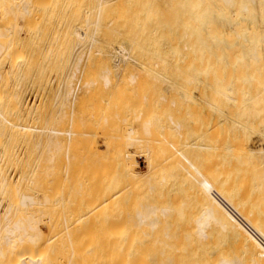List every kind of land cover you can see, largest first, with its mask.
<instances>
[{"label":"rangeland","instance_id":"obj_1","mask_svg":"<svg viewBox=\"0 0 264 264\" xmlns=\"http://www.w3.org/2000/svg\"><path fill=\"white\" fill-rule=\"evenodd\" d=\"M47 1H48L47 5H51L50 6L51 9H47L49 7L48 6L46 8L47 10H45V8L42 7L44 5L42 4L40 6L39 4L41 10L40 9H39L40 11L37 10L38 13L40 14L42 10H44L43 12H46V15H43V17H42L43 13L41 14L40 17L38 16L39 17L38 21L40 18L43 20L48 19L44 24L45 28L44 27L42 28V30L44 29L43 32H41L43 34H41L40 35L41 37L36 40V43L38 42V45L41 46V49L44 47V49L41 50L42 56L39 57L40 64L37 66L38 68L36 69L34 76L19 77L20 80L18 79V83L20 85L22 84V86H19V88H17L18 90L16 89L15 91L17 93L15 94L17 96L16 98L21 100L22 104L24 103L25 105L27 104V108H29V110L27 109L25 112L22 113L24 114L23 116L26 117L29 123L31 122V124H33V126L37 128L39 127L40 124L41 128L39 129L44 131L43 133L37 134V136L36 135L33 136L37 140L33 139V137L31 138V140L26 138H19L16 139L18 141H16V143L14 144L15 139L10 140L11 143L9 142V139H5V144L3 143V145L6 146V148H8L7 152L9 153L11 152V155L9 153L7 155L10 156L9 160L10 159L11 160L10 161L7 160L6 161L7 163H5V165H3L4 163L2 164L3 166L6 165L8 166L5 167L4 171L5 173L8 172L7 173L8 177L10 176L12 178H15L16 176H18L16 177L17 181H19V183L16 186L18 193V195L16 194V196L20 198L21 194L23 195V193L26 195L29 194V196L32 197L35 196L33 198L34 199L36 198L35 199L36 203L32 205L33 207L32 206L23 207L21 205H18V207L15 206L13 208L11 214L12 216H10V219L12 221L18 217L19 218L22 217L25 220L30 219L31 221L34 222V225H36L37 227L39 225L40 227L39 230L42 231L44 236L48 234H49L48 237H50V234L53 236H58L57 247H59V249L57 250L59 252L65 251L66 249H64V246L68 245L69 242L68 240L69 236L67 235V231L65 230L66 222L72 221L70 222L72 226L75 224V222L77 223L78 221L81 222L82 220L80 221L78 218L85 217L83 215H85L86 212L88 213V209L86 210V208H88V206L90 207V205L93 204L92 202H95L94 199L97 198V202H98L99 199L97 196H99V198H102L103 195L106 196L113 195L117 190V188L119 187V185L127 186V189L130 186L129 184L130 182L127 180L125 181V178L122 175L123 173L120 170L121 168L120 158L122 157L121 156L122 152L124 153L125 150H127L125 146L130 148V150L128 149L127 151L131 152L133 156L135 155V159L137 160V164H138L139 175L146 174L147 167L145 162L146 160L144 157L147 155L145 154L144 156V152L146 153V150L148 149L149 151L147 150L148 152L147 154L150 157H152V159H154V161L157 164L160 163V165L163 166V171L160 170V172L156 175L152 183L153 186L152 185L146 186L142 184L141 189L139 185L138 186L134 185L133 188L129 187V190L130 189L132 190L130 191L128 190V192H126L127 195L129 192L130 193L131 191L134 192L135 189L139 187L138 190H136L138 193H134L135 199H133V201H131L132 193L131 195L129 193L130 198L127 197L125 194L128 200L123 199L122 202L120 201V203H122L121 205L119 204V202L115 203V206H113L114 208L111 205V207L107 208L105 212L102 211L101 214L100 212H98L97 214L98 216L96 217H94L93 215L92 216L88 215L85 219L83 218L86 221L92 219L91 223L93 221L97 225V226L91 225L93 230L90 229V225L88 227L90 231H92V236L91 234H89L92 240L91 242L90 240L87 241L88 240L87 236L89 235L85 236V233L83 234L80 233V230L82 229H80L81 226L79 227L77 226V224H76V228L75 227L72 228L74 229V232H72V237L77 238L78 236H80L78 237V239H83L82 237L84 235L87 240L86 239L83 240L85 241V245L83 244L84 245L83 247L86 246V243L88 244L91 243V245L95 244L94 245V249H95V247L97 248L99 245H105L104 243H106V246L103 247L104 249H107L109 244L108 241L109 239H107L108 243L102 240L104 239V235H107L108 233L109 234L107 236L109 237V235L112 234V231L106 232L109 229L107 227L108 229L107 230L106 227H104L102 230H106V231L103 232L99 229L98 226L102 225L100 224L101 221L109 222L112 220H116L117 222L118 219L119 223L117 224V227L119 229V233L117 234V237L125 239V241L123 242L119 241L123 246L127 244L126 243L127 240L132 241L131 239H134L132 241L134 244L131 243V246L136 244V246L134 247H138L142 249V246L148 244L147 242L149 240L158 237L165 238V235L168 233L169 235H171V238L168 239L167 241L170 244L175 245V248L170 249V251H174V252L178 251L184 253L188 257L191 256L194 260L196 257V261H197L196 264H201V262L198 261L203 259L204 261L202 260V264H206L208 262V261L206 262L207 256L206 255H205L206 257H204L203 255L201 256L200 253H196L194 251L198 249L197 251L201 252L202 249L204 252L203 247L205 245H206L205 249L207 250L206 242L208 240H206L207 238L205 237L207 236V231L212 227H220V225L216 224L214 219L210 217L208 214L213 211L215 215L218 217L221 216L223 213V201L221 200V197L216 198L215 195L216 190L219 188L218 186L215 185H217L219 182L218 169L221 166L220 157L216 154L214 155L213 151H210L207 148H205L210 144L209 143L210 141L208 142L209 139L208 136L212 134L213 131L212 128H214V126L217 125L220 120L218 119V116L213 111V109L210 107L209 104L210 102H208V100H210V90L207 85V79L204 76H197L198 80L195 81L194 79L196 76H177V74H175L176 71L174 70H176L177 65L179 66V68L182 66V58L184 56H185L184 59L188 58L186 55H189L191 53L190 51L192 50V46L196 44L197 39H200L203 42V44L210 45L212 47L211 48L212 50H215L216 47L219 45H223L224 47L232 45L235 47H241L240 48L241 51L246 52L245 40H247L250 37L249 34L253 30V26L250 25L251 22H248L249 25L244 26L240 30V27H238L239 25L231 24L232 22L231 18L233 19V17L230 16L219 17L218 14H221L222 11H225V9L222 8V6H220L221 4L217 5L216 2H214L213 4H216L217 6L213 7L214 5L212 4L209 7V5L211 4L209 0H200V1L199 0H131V1L122 0L123 5L119 4V6L117 2L118 1L120 2V0L118 1L110 0L107 2L110 3L112 1L110 4L108 5L106 3L104 4V6L105 5H107L108 7L110 6L108 10H107V6H105L106 9L104 12L109 10L111 11H109V13L106 12L107 14H105L104 12L102 13V15L104 14L102 20L104 21L106 18L108 23L106 20L105 22L101 21L100 35L98 37L100 44L98 43L92 46L90 39L93 32V26L91 25V27L86 28L87 36L84 39L81 38L79 39V34H78L80 33L78 29L79 17H75L73 21H70L71 18L70 15L73 13L75 15L77 14L78 16L79 13V15L85 17L86 13L84 11L88 12L91 9L97 10L99 8L98 6L100 4V0H92V2H90L91 0H83V1L81 0L82 4L80 5L83 6V9H81V6L78 5L79 2L78 4L76 3L77 0H73V1L46 0L45 2ZM86 1L87 3L89 1L87 6H86L87 4ZM97 1H99L98 4ZM113 1L114 2L117 1V2L113 3ZM37 2L40 3V1L36 0V3ZM42 2L46 4L44 1ZM72 2L76 3L77 5L75 4L76 6L73 5L74 6L73 7ZM197 2L200 4L202 10L203 9L206 10V12L202 13L203 21L207 22L208 20H214L217 23V28L220 29L219 30L220 33L223 35L221 38H218L216 40L210 38L212 34L214 35L215 33H217V31L215 32V30H211V28L213 27L210 26L196 27L197 26L195 22L196 12L193 13L194 12L193 6L196 5ZM247 3H251V0H245L244 4ZM240 4H241V0H237L236 5H240ZM84 5L86 6L85 8ZM116 5L119 8H117ZM35 6L36 8L37 7L39 8L37 4ZM76 8L78 9V13L76 12L77 11ZM207 10H210V12L212 13L207 12ZM47 11L53 13L47 14ZM122 11L124 12L125 16L122 14L123 13ZM132 11L135 12V13L133 12L135 17L131 14ZM141 11L143 13H141ZM254 11L255 10L253 8L250 10V12H254ZM82 13H85V15ZM247 14L248 13L243 12L242 19H247L249 21L250 20L252 21L251 16L249 17V15ZM55 15H56V19H55ZM107 15L109 17H107ZM45 17L48 18L46 19ZM93 18L92 20L95 19ZM85 19L86 18H84V20ZM43 20H41L42 24H43ZM193 20H194L193 23L195 25L192 23ZM111 23L113 26L111 25ZM121 23L122 24L125 23V24L122 25ZM40 25L41 23L39 24V27ZM257 27L260 29L261 26L257 25ZM58 29L59 31H57ZM123 29L125 30L123 31ZM132 36L134 39L136 38L135 42L139 41V43H137L138 47H136L137 44H135V42H131L133 40ZM153 37L154 39H152ZM69 38L72 42L74 41V39L75 41L77 39V41L76 42L74 41L73 43L75 44H73L69 41ZM138 38L140 40H138ZM70 43L72 45L71 48H70ZM58 44L59 45L62 44V46L60 45L61 48ZM133 45L135 47H133ZM49 46H52V51L50 53L47 52V50L49 51ZM46 47H48V49ZM53 47H55V49L58 48V50L53 49ZM123 48L126 49L128 52L120 51ZM143 50L147 51V52L145 51V55H147L146 53H148L147 55L148 57L144 55ZM85 51H87V53L88 52L90 53L89 55L90 57L88 56L89 57L88 60L85 59L86 58L84 56ZM148 51H150L151 54ZM167 52L169 53L167 54ZM170 53H171V57L175 55L172 58L174 60V63L170 57ZM81 54L84 56L83 58L84 60L80 64V68L83 69L85 64L84 70H86V73L90 65L91 66L93 65L94 67L99 66L100 68L108 67V69L113 70L112 71L113 73L118 68H120L122 71L118 69L116 72H119L120 70L122 76H110L109 79L110 81L111 80L112 81L110 82L109 87L108 86L106 87V85H103L105 84L103 78L105 76L92 77V76H86L85 74L84 76L82 75L83 76L82 84L85 85L88 82L90 83L93 82L92 88L91 87L84 88L83 85H75V87L80 88V91L78 95V101L76 103L77 107L75 106L72 111V108L69 103L70 101L65 97L66 86L71 80L73 84L77 83V80L72 79L71 76L75 71L74 69L76 67L77 59L79 58V56H82ZM177 54H178L177 56L178 59L176 57ZM161 55L163 57L162 58L163 60L166 59L165 60L167 61L166 64L165 61L162 62L163 60L158 58ZM179 56H181L180 59ZM90 59L91 61H89ZM145 59L146 61L148 60V62L151 59L152 63L149 62L150 64H155L157 61V63L161 62L163 65L165 64L166 66L169 63L166 66V68L169 69L170 71L166 72L167 74L165 73V71H162L165 74V76H123L133 71V68L130 65L134 66L135 61L137 62L139 60L140 62H146ZM42 65L43 68L41 67ZM69 66H72L73 69L71 68L70 70ZM136 67L141 68L140 65L137 63H136ZM158 67L156 68L160 70L159 65ZM79 75L80 73L77 76ZM131 77H133L134 79H132ZM22 78L25 83L22 81ZM191 79L194 80L193 83ZM27 112L29 116L28 114H26ZM39 116L41 117L39 118ZM71 118L72 120H74L72 124L70 122ZM144 122L145 124L146 122H150L151 125L153 124L149 129L151 134L149 135L150 137L143 135V133L145 134L144 132L145 130L143 131ZM173 122H175L174 125ZM179 125L182 126V129L177 128ZM175 127L180 131H177ZM209 128H210V132H209ZM52 129L55 130L57 129L63 134L60 133L57 136H53L49 133V130ZM69 131L70 132L74 131L73 133L75 136H70L69 134H67V132ZM189 131L191 134L193 133L192 135L190 134V136H189ZM94 132L98 136H96ZM128 132L133 133L132 135L133 138L134 137L140 138L141 139L140 143H142L143 141L142 139H144L145 141L148 140L147 143L143 141L144 143L140 144L143 146L147 144L148 146L146 145L147 146L146 150H145L146 146L143 147L140 145H136L135 142L131 143L132 142L131 140L128 141L127 140V138L129 137V134H127ZM90 133L95 137L89 135ZM78 134L79 136L82 135L81 137L82 139L79 136L77 138H74ZM85 134L88 135L86 136ZM111 135H113L114 137ZM221 135L222 132L220 129L218 133L219 142L221 141ZM108 136L109 137L111 136L110 139ZM88 140L91 143H89ZM128 142L129 144H131V147L128 146L129 145ZM148 142H150V145L148 144ZM132 144L135 145V147H133ZM187 144H189V146L186 147L185 145ZM252 145L255 149H264V143L261 141L260 138L258 139L257 137H255V139L252 141ZM123 148L124 151H122ZM135 152L136 154H134ZM154 156L156 158H154ZM0 157L2 158V154H0ZM13 159H15L16 161L15 160L13 161ZM170 159L172 163L171 161L169 162ZM10 162L13 165L10 164ZM16 163L18 166L16 165ZM107 171H111V173L110 172L108 173ZM41 176L44 177L42 178ZM164 176L166 177V181L162 180L163 178H165ZM19 177L20 179L18 180ZM24 178L26 181L24 180ZM121 181H123V184ZM0 183H1L0 189H2L3 183L2 181H0ZM22 184H23V188H22ZM25 185L26 188L24 189ZM46 187L49 189H47ZM149 187H153V189H150ZM5 190L6 189H3V191L0 190V192H2V194L0 193L1 194L0 198L2 199V200L0 199L2 203V207H1L2 209L0 210V218H2L1 216L5 217V212L7 211V209L9 208L8 206L10 205V203H8L9 200L5 193ZM23 190L24 192L22 193ZM90 190L92 193H90ZM97 191H101V192H97ZM3 193H5L4 195L6 197H4ZM44 194H48L49 196L48 195L47 196L50 199L49 204L47 203L45 204V206L44 203H42V201H44L43 200ZM137 194H141V195H137ZM2 197H4L5 200ZM4 201L6 203H4ZM145 203L153 204V205L155 204L156 207L158 208V214L160 215L159 216L160 224L157 225L156 230H152L149 226L146 225L142 226L141 228L136 227L135 224L136 214L139 211V209L142 208V205H145ZM116 207L117 208L120 207V208L116 209ZM15 211H17L18 214H16ZM37 211L40 214H38ZM35 214L38 215L36 216ZM27 216L30 217L27 218ZM32 216H34V219L32 218ZM86 223L84 224L82 221V224L79 225L86 227L88 225V221ZM5 224H6V220L4 218L0 220V264H21L18 263L17 260V257L20 254V252L18 253V249L16 247L8 246L7 241L5 240L6 232L5 230H3L4 228H2L5 226ZM46 224L47 225L49 224V226L52 227V229L50 228L51 230L50 232ZM107 224L105 226H109ZM102 227L103 226H101V228ZM77 230L78 232H76ZM95 230L101 232L99 233L97 231L96 233ZM93 233L98 235V237L96 235H95L96 237H94ZM106 238L104 240H106ZM187 238H189V240H187ZM190 238H192V240ZM83 241L81 240V244L83 243ZM130 241H128V243ZM78 243H80L79 240ZM111 243L112 242H110V246L112 245ZM152 243L154 242L152 241ZM121 244L119 247H121ZM116 246H118L117 241H116ZM126 247L127 246H125V248ZM193 247H195L196 249L193 250ZM131 249H133V247H131ZM232 249L234 250L235 253L232 252L230 253ZM133 250H135L134 252H137L138 249L135 248ZM260 250H257V255L259 253V256H257L256 254H254V256L259 257L261 261L260 264H264V248ZM222 251L224 252L227 251L226 252L227 255L225 254L227 258L229 257V254H231L233 258H235L237 253L240 252L238 248H236V246L234 245H229V246L225 245ZM188 253H190V255ZM194 253L198 255L194 256L195 255ZM231 255L229 258L232 257ZM240 257L242 256L240 255ZM244 257L245 256H243V258ZM250 257H253V255H251ZM250 257L247 255L246 259H251ZM18 258L20 259V257ZM210 260L211 261H209L208 263L214 264V262H212L214 258Z\"/></svg>","mask_w":264,"mask_h":264},{"label":"bare ground","instance_id":"obj_2","mask_svg":"<svg viewBox=\"0 0 264 264\" xmlns=\"http://www.w3.org/2000/svg\"><path fill=\"white\" fill-rule=\"evenodd\" d=\"M33 1H35V2H33ZM37 1H40V3L39 2L36 3V0H0V154H2V158L0 157V181H2V183H3L2 184L3 188L0 190L3 191V189H6L5 193L8 197V200H9L8 203H10L9 206L7 205L9 207L7 209V211L6 212L4 211L6 209L3 210L5 212V217L1 216L2 218H0V220H2L3 218L6 220L5 226L2 228H4L3 230H5V232H6L5 240L7 241L8 246L16 247L18 249V253L20 252L18 257H20L21 261L17 257L18 263H21V264H196L197 263L196 257L194 260L191 256H190L191 257L190 258V257L186 256L184 253H181L178 251L177 252L170 251V249L175 248V245L170 244L167 241L168 239L171 238V235H169L168 233L165 235V238L158 237V238H154L152 240H149L147 242L148 244L142 246V249L138 248V247H134V246H136V244L131 246V243L134 244L132 242L134 239H131L132 241L127 240L126 243L128 245L125 244L123 246L121 244V242L125 241V239L117 237V234L119 233V229L117 227V224L119 223L118 219H117V222H116V220H112L109 222H106V221L102 222L100 220L101 221L100 224H102V225L98 226L99 229L103 232L106 231V230H102L104 227H106V229L108 227V229H109V230L107 229L108 231H106V232L112 231V234L110 233L111 235H109L110 238L107 236L109 233L107 235H104V233H103L104 239L106 237L107 238H106V240L103 239L102 241H104V242L106 241L107 243L109 241V244H108L109 249L108 248L104 249V247L106 246V243H104L105 245H99V246L97 245L98 249L96 247L94 249L95 244L91 245V243H89L91 245V247L88 243H86V246L83 247L85 245V241H83L86 239L85 236L89 235V234H91V236H92V231H90V229L93 230L92 226H94V225L97 226L96 223H94L93 221H92L93 224L91 223L92 219L87 220L88 225L86 227L84 226L85 228L82 225H79V224H82V221L84 224L87 222L84 219L88 215L89 216L93 215L94 217H96V216H98L97 215L98 212H100V214L102 211L105 212L107 210V208L111 207V205H112V207L115 206V203L119 202V204L121 205L122 203H120V201L122 202L123 199H127V197H129L130 192L128 193V195L126 194V192H128V190H129V187L133 188L134 185H137V186L139 185V187L141 189L142 184L146 185V186L147 185L151 186L156 175L160 172V170L163 171V166H161L160 163L157 164L154 161V159H152V157H150L147 154L148 149L146 150V148L148 145L147 144H145L144 146L140 145L144 142L147 143L148 140L145 141L144 139H142L144 142L142 141V143H140L141 139L135 138V137L133 138L132 132L127 133V134H129V137L127 138L128 141L131 140L132 141V142L130 141L131 143L135 142L136 145H140L143 147H145L147 145L145 147L146 153L144 152L145 150L143 151L144 156H145V154L147 156H145V157L142 156L146 160L145 161L146 167H147L146 174L139 175L138 164H137V160L135 159V155L133 156L131 154V152L127 151L128 149L130 150V148L124 145L127 150H125L124 153L122 152V155H121L122 157L120 156L121 157L120 158V161H121L120 162L121 163L120 164L121 165L120 170L123 173L122 175L124 176L125 181L127 180L130 182V183L128 182L130 184V186L127 189V186L119 185V187L117 188V190L115 191V193L113 195H110V194H109L110 196L103 195L102 198H99V196H97L99 199L98 202H97V198H96V199H94L95 202H92L93 204L90 203L91 204L90 207L88 206V208H86V210L88 209V213L86 212L85 215H83L85 217L79 216L81 218H78V219L80 221L82 220L81 222H79V221H78V223L75 222V224L72 226V224L70 223L72 221H70V222L67 221L66 226H65V230L67 231V235L69 236L68 237L69 242H68V245L64 246V249H66L65 251L59 252L57 250V249H59V247H57V237L58 236H53L51 234H50V237H48L49 234L46 235L47 237L44 236L42 231L39 230V228H40L39 225L37 224L38 225V227H37L36 225H34V222L31 221L30 219L25 220L22 217H21L22 219L18 217L16 219H14L13 221L10 219V216H12L11 214H12L13 208L15 206L18 207V205H21L23 207H29V206L31 207L32 205H34L36 203L35 202L36 198L35 199L33 198L35 196L32 197V196H29V194L28 195L24 194L23 193L24 190L22 191L23 195L21 194L20 198H18L16 196V194L18 195L17 189H16L17 188L16 186L19 183V181H17V179H16V177H18V176H16L15 178H12L10 176L8 177L7 176L8 172L5 173V171H4V169L7 165L6 166H3V165H5V163H7L6 161L9 160L10 156H7L9 153V152H7L8 148H6V146H4L3 143L5 144V139H9L10 143H11L10 140L15 139L14 144L16 143V141H18L16 139H19V138H26V139L31 140V138L33 136H35V135L37 136V134L43 133V131H44V130L42 131L39 129V128H41L40 124H39V127L37 128V127L33 126V124H31V122L29 123L27 121L26 117H24L23 116L24 114H22V113L25 112L27 109L29 110V108H27V104L26 105H25V103L22 104L21 103L22 101L19 100L18 98H16L17 96L15 95V94H17L15 92L16 89L19 88V86H22V84L20 85L18 83V79L20 80L19 77L20 76L26 77V76H34L35 75L36 69L38 68L37 66L40 64V61H39L40 58L39 57L42 56L41 50L44 49V47L41 49V46L38 45V42L36 43V40L41 37L40 36L41 34H43V33H41L44 30V29L42 30V28L44 27V24L48 20L47 19L48 17H45L47 20H43L40 18L41 20H43V24H42V21L40 19L38 21V18L41 16L42 13H43L42 17H43V15H46V12H43L44 10H42L41 14H40V13H38L37 10L40 9V6L42 4L44 6L46 5L45 7L42 6L43 8H45V10L51 9V7H50L51 5H47L48 1L45 2L46 0H37ZM42 1H44L46 4H44ZM82 1L77 0L76 3L78 4V2H79L78 5L81 6L80 4H82L81 3ZM108 1H110V0H100L99 6L97 5L99 8L97 6H96L98 8L97 10L94 8L96 11L93 9H91L88 12L84 11L86 13V15H85V13H82V14H84L85 17H82V15H79V13H78V9H79L78 7L79 6L77 7L78 9L76 8V10H77L76 12L78 13V16H77V14L75 15L73 13L70 15L71 16L70 21H73V19H75V17H79V23H78V29L80 31V33H78L79 39L80 38L84 39L87 36V33H86L87 29L86 28H89L92 25L93 26V32H92L91 39H90L91 44H92V46H94V45L99 43L98 37L100 35L101 21L105 22V20H106V18L104 21L102 20V18L104 16V14L102 15V13L106 9L105 6H107L108 4H110L112 2L111 1L110 3H107ZM117 1H115V2H117ZM209 1L211 2L209 7L214 2H216L217 5L221 4L220 6H222V8L225 9V11H222L221 14L217 13L219 15V17H225V16L233 17V19L231 18V21H232L231 24L232 25H235V24L239 25L238 27H240V30L244 26L249 25L248 22H251L250 25L253 26V30L249 34L250 37L247 40H245L246 41V44H245L246 52H242L240 49L241 47H235L232 45L227 46V47H224L223 45H219L216 47L215 50H212L211 49L212 47L210 45L203 44V42L200 39H197L196 44L192 46V50L190 51L191 53L190 54L188 53L189 55H186L188 58L184 59V57H185L184 56L182 58V66L179 68V66L177 65L178 67L176 66V70H174V71H176L175 74H177V76H196V77L197 76H204L207 79V85H208L209 90H210V100H208V102H210L209 103L210 107L213 109V111L218 116V119L220 120L218 122V124L215 125L214 128H212L213 131L211 129L212 134L208 136V138H209L208 142L210 141L209 142L210 144L208 143L209 145L205 148H207L210 151H213L214 155L216 154L220 157L221 166L218 169L219 170V175H218L219 182L217 185H215V186L219 187L218 188L219 190L215 189L216 190L215 195H216V198L221 197V200L223 201V213L221 216H218V217L215 215V213L213 211L208 214L210 217H212L214 219L216 224L220 225V227H212L211 229H209L207 231V236H205L207 238L206 240H208L206 242L207 243V250L205 249V246H206L205 245L203 247L204 252L201 248H200L201 252L197 251L198 249L194 252L200 253L201 256L203 255L204 257L207 256L206 262L207 261L209 262V261H211L210 259L214 258V260L212 261V262H214V264H260L261 261H260L259 257L254 256V254L257 255V250L264 248V149H255L252 145V141L255 139V137H257L258 139L260 138L261 141L264 143V0H251V3H247V4H244L245 0H241L240 5H236L237 0H209ZM90 2H92V0ZM98 2L99 1H97V4H98ZM115 2L113 1V3H115ZM118 2H117L118 6H119V4L123 5L122 0H120L121 3L120 2L118 3ZM76 3L72 2V6L73 5L76 6L77 5ZM86 3H87V1H86ZM88 3H89V1H88ZM88 3L86 4V6L88 5ZM105 3L107 5L104 6ZM36 4H37V6H39V4H40L39 8L37 7L38 9L35 6ZM216 4H213L214 5L213 7H216L217 6ZM90 5H91V3H90ZM86 6L84 5V8ZM103 7H104V9H103ZM109 7L107 6V10L109 9ZM116 7H117V5H116ZM193 7H194L193 13L196 12L195 13V22L197 24L196 27H200V26L213 27V28H211V30H215V32L217 31V33H215L214 35L212 34L210 36V38L213 40L221 38L223 35L220 33V31H219L220 29L217 28V23L214 20H208L207 22L203 21L202 13L206 12V10H204V9L202 10L201 6L198 2ZM117 8H119V7H117ZM122 8H124V7H122ZM252 8L255 10L254 12H250V10ZM81 9H83V6H81ZM87 10H88V8H87ZM49 11H51V10H49ZM49 11H47V14L53 13V12L50 13ZM109 11H111V10H109ZM109 11H106V12L109 13ZM142 11H141V13H143ZM106 12H104V13L107 14ZM133 12L134 11H132L131 14L134 16ZM207 12H210V10H207ZM243 12L248 13L247 15H249V17L251 16L252 21L251 20L249 21L247 19H242ZM210 13H212V12H210ZM122 14L125 16L124 12ZM72 15H74V16H72ZM107 17H109V16L107 15ZM193 17H192V19H193ZM84 18H86V19L84 20ZM92 18L94 20H92ZM55 19H56V15H55ZM39 22L42 25V26L40 25L41 29L39 27V24H40ZM122 22H124V21H122ZM193 22H194V20L192 21V23ZM107 23H108V21H107ZM123 24H125V23H123ZM111 25H112V23H111ZM122 25H121V27H122ZM144 25H145V23H144ZM257 25L261 26L260 29L257 27ZM238 27H237V29H238ZM158 29H159V27H158ZM40 30H42V31H40ZM124 30L125 29H123V31ZM130 30H133V29H130ZM57 31H59V29ZM238 32H240V31H238ZM154 33H153V35H154ZM210 33H211V31H210ZM138 36H139V34H138ZM132 38H133V36H132ZM135 39L133 38V40L131 42H135ZM152 39H154V37ZM118 40H120V39H118ZM138 40H140V39L138 38ZM146 40H147V38H146ZM69 41L71 43H73L75 41V39L72 42L69 38ZM76 41H77V39H76ZM157 42H159V41H157ZM71 43H70V48L72 47ZM137 43H139V41L135 42V44H137ZM172 43H174V42H172ZM67 44H68V42H67ZM73 44H75V43H73ZM166 44H168V43H166ZM60 45L62 46V44H60ZM61 46H60V48H61ZM80 46H81V44H80ZM133 47H135V46L133 45ZM136 47H138V44ZM46 48L48 49V47H46ZM140 48H142V47H140ZM156 48H157V46H156ZM53 49H55V47H53ZM55 50H58V48ZM38 51H39V53H38ZM51 51H52V46H49V51L47 50V52L50 53ZM65 51H66V49H65ZM120 51L128 52L124 48ZM145 51H144V55H145ZM148 52L150 53V51H148ZM55 53H56V51H55ZM85 53H87V51H85ZM85 53H84V56L86 57L85 59L88 60V58L90 57L89 56L90 53L89 52L87 54H85ZM121 53H123V52H121ZM168 53L169 52H167V54ZM54 54H51V55H54ZM77 54H78V52H77ZM146 54L148 55V53H146ZM157 54H158V51H157ZM181 54H183V53H181ZM181 54H179V55H181ZM65 55H66V53H65ZM147 55H145V56H147ZM84 56L83 55L79 56V58L77 59V61H76V67L77 68L75 67V69H74L75 71L73 72V74L71 76L72 79L77 80V83L73 84V82L71 80L66 86L65 97L67 99H69V101H70L69 103H70V106L72 108V111H73L74 107L76 106V103L78 101L79 91H80V88L75 87V85H83L84 88H86V87L92 88L93 82L90 83L86 80L88 83H86L85 85L82 84L84 74L86 76H92V77L93 76H105V77H103L104 82H105V84H103V85H106V87L107 86L109 87L110 82L112 81V80L110 81V79H109L110 76H122V74L120 73L122 70L120 68H118V69H120L121 71L119 70V72H116L118 69L115 67L117 70L114 71V73H113L112 72L113 70L108 69V67L107 68H100L99 66L94 67L93 65L92 66L90 65V67L88 68L87 73H86V70H84L85 64H84L83 69L80 68V64L84 60L83 59ZM177 56H178V54L176 55V57ZM170 57H171V53H170ZM173 57H171V59ZM180 57L181 56H179V59H180ZM75 58H76V56H75ZM93 58H94V56H93ZM158 58L163 60L162 55L159 56ZM52 59H53V57H52ZM91 59L89 61H91ZM159 59H157V60H159ZM177 59H178V57H177ZM165 60L166 59H164L162 62H164ZM97 61H96V63H97ZM138 61L137 62L135 61L134 66L136 67V63H137L140 65L141 68L136 67V69H135V67L133 65H130L133 68V71H131L129 74H127V75L125 74L123 76H165V74L162 71H165V73L170 71L169 69L166 68V66L169 63L165 66L167 61H165L164 65L161 62L157 63L156 60H155L156 61L155 64H150L149 62L152 63L151 59L149 62H148V60L146 61V59H145L146 62H140V61L138 62ZM153 62H154V60H153ZM73 63H72V65H73ZM173 63H174V60H173ZM158 65L160 66V70H158L156 68V67H158ZM41 67L43 68V65ZM69 68H70V70H71V68L73 69L72 66H69ZM169 68H170V66H169ZM79 73H80V75L77 76ZM66 76H68V75H66ZM196 77L194 79L195 81L198 80V77L197 78ZM131 78L134 79L133 77H131ZM26 80H27V78H26ZM191 80L193 83L194 80L193 79H191ZM22 81L24 82L23 78H22ZM97 85H98V83H97ZM24 105H25V107H24ZM26 114H28V112ZM28 116H29V114H28ZM40 117L41 116H39V118ZM30 120H31V118H30ZM43 121H42V123H43ZM73 121L74 120H72V118H71L70 119L71 124L73 123ZM104 122H106V121H104ZM109 122H111V121H109ZM121 122H123V121H121ZM174 123L175 122H173V125H174ZM183 123H184V121H183ZM97 125H96V127H97ZM105 125H107V124H105ZM152 125L150 122H146V124L144 122L145 128L143 127V125H142V127H143V131L145 130L144 131L145 134L143 133V135H145V136L151 135L149 129L151 128ZM186 127H187V125H186ZM177 128L182 129V126L179 125ZM178 129H177V131H180ZM220 129H221L222 135H221V141L219 142L218 133H219ZM190 131H189V136L191 134ZM73 132L74 131H72V132L69 131V132H67V134H69L70 136H75ZM76 132H77V130H76ZM118 132H119V130H118ZM209 132H210V128H209ZM49 133L53 136H57L60 133L63 134L62 132L58 131L57 129L56 130L55 129L49 130ZM89 135H92V134L90 133ZM95 135H96V133H95ZM113 135H111V136H113ZM78 136H79V134L74 138H77ZM92 136H94V135H92ZM96 136H98V135H96ZM79 137L81 138L82 135ZM110 137H109V139H110ZM83 138H85V137H83ZM89 138H91V137H89ZM143 138H145V137H143ZM33 139H35V138L33 137ZM35 140H37V139H35ZM120 140H121V138H120ZM90 141H92V140H90ZM88 142H89V140H88ZM94 142H92V143H94ZM150 142H148L149 145H150ZM89 143H91V142H89ZM189 143H191V142H189ZM128 144H129V142H128ZM12 146H13V143H12ZM128 146L131 147V144H129ZM132 146L135 147V145H133V144H132ZM185 146L187 147V146H189V144H187ZM90 148H92V147H90ZM15 149H16V147H15ZM88 151H89V149H88ZM122 151H124V148ZM153 152H154V150H153ZM9 154L11 155V152ZM134 154H136V152ZM139 157H141V156H139ZM154 158H156V157L154 156ZM14 160L15 159H13V161ZM170 161H171V159L169 160V162ZM171 163H172V161H171ZM10 164H12V163L10 162ZM8 165H9V162H8ZM16 165H17V163H16ZM95 165H97V164H95ZM11 166H10V168H11ZM105 170H103V171H105ZM14 171H15V169H14ZM107 172L111 173V171H107ZM164 172H163V174H164ZM92 173H90V174H92ZM217 174H218V172H217ZM18 175H20V174H18ZM19 179H20V177L18 178V180ZM24 180H25V178H24ZM43 180H45V179H43ZM162 180L166 181V177L163 178ZM215 180H216V178H215ZM81 181H83V180H81ZM123 181H121L122 184H123ZM33 182H34V180H33ZM46 183H48V182H46ZM30 185H31V183H30ZM22 188H23V184H22ZM25 188H26V185H25L24 189ZM138 188H136L134 192L131 191V193H132V195L130 193L131 201H133V199H135L134 193H138L136 191V190H138ZM149 188L153 189V187H149ZM47 189H49V188H47ZM97 189H95V190H97ZM130 190H132V189H130ZM147 191H148V189H147ZM97 192H101V191H97ZM139 192H141V191H139ZM0 193L2 194V192H0ZM5 193H3V195ZM90 193H92L91 190H90ZM125 194L127 197L125 196ZM147 194H148V192H147ZM47 195L48 194L43 195L44 201H42V203H44V206L47 203L49 204L50 199L48 198V196L50 195V193L48 196ZM137 195H141V194H137ZM84 196H85V194H84ZM4 197H6V196L4 195ZM4 197H2V198L4 199ZM106 202H108V203H106ZM4 203H6V202L4 201ZM129 203H132V202H129ZM1 207H2V203L0 201V210L2 209ZM113 208H111V209H113ZM118 208H120V207H118ZM118 208L116 207V209H118ZM16 209H18V208H16ZM140 209H143V210H140ZM140 209L136 214V221H135L136 227L141 228L142 226L146 225V226H149L152 230H156L157 225L160 224V220H159L160 215L158 214V208L156 207V205L145 203V205H142V208H140ZM15 213L18 214L17 211H15ZM37 213H38V211H37ZM38 214H40V213H38ZM29 217L27 216V218H29ZM32 218L34 219V216H32ZM12 219H13V217H12ZM77 220H74V221H77ZM89 221H90V224H89ZM3 223H4V221H3ZM76 224L79 227L81 226L80 229H82V230L79 229L80 233H82V234L85 233V236L84 235H83V237L81 236L83 239H78V237H80V236H78L77 238L72 237V232H74V229H72V228L73 227L76 228ZM106 224L109 226H105ZM165 224H166V222H165ZM89 225H90V229L88 228ZM101 226H103V227L101 228ZM47 227H48L49 232H50L51 231L50 228L52 229V227H50L49 224L47 225ZM83 229L85 230V232ZM97 231L98 230H95L96 233H97ZM101 231H98V232L100 233ZM76 232H78V230ZM95 235L96 234H94L93 236L98 237V235H96V236ZM87 237H88V240L87 239L86 240L87 241L90 240V242H91L92 240L90 238V235ZM99 238H101V237H99ZM107 239H109V240L107 241ZM190 239L192 240V238H190ZM78 240L80 241V243H78ZM81 240L83 241L82 244H81ZM187 240H189V238H187ZM116 241H117L118 246H116ZM119 241H121V242H119ZM128 241H130V242L128 243ZM152 241L154 243H152ZM97 242H99V241H97ZM110 242H112L111 246H110ZM120 244H121V247H119ZM225 245H228V246L234 245V246H236V248H238V250L240 252L237 251L239 253H237L235 258H233V256L231 254H229V257H230V255L232 257L227 258L225 256V254L227 255V253H226L227 251L226 252L222 251V249H223V247H225ZM101 246H102L104 251L102 250ZM125 246H127V247L125 248ZM128 247L130 248L131 251L129 250ZM131 247H133V249H135V248L138 249L137 252H134L135 250L131 249ZM99 248H100V251H99ZM191 248H192V246H191ZM194 249H196V248L193 247V250ZM191 251H192V249H191ZM231 252L235 253L233 249H232V251H230V253ZM260 252H261V250H260ZM188 254L190 255V253H188ZM250 254L253 255V257H250L251 256ZM197 255L198 254H195L194 256H197ZM240 255L242 257H240ZM247 255L251 259H246ZM243 256H245V257L243 258ZM257 256H259V253ZM202 260L203 259L199 260L198 262H201V264H202ZM208 262L206 264H210Z\"/></svg>","mask_w":264,"mask_h":264}]
</instances>
